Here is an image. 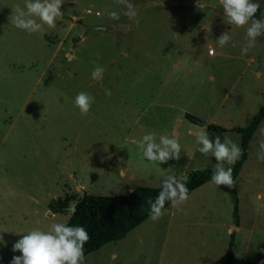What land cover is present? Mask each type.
I'll use <instances>...</instances> for the list:
<instances>
[{
	"label": "rangeland",
	"instance_id": "374dc122",
	"mask_svg": "<svg viewBox=\"0 0 264 264\" xmlns=\"http://www.w3.org/2000/svg\"><path fill=\"white\" fill-rule=\"evenodd\" d=\"M130 2L133 19L118 0H62L55 27L29 34L9 21L25 0H0V264L20 255L13 245L29 231L67 224L73 211L53 213V199L75 205L85 193L127 194L213 168L215 158L198 150L200 131L227 134L242 150L238 132L209 131L186 113L247 126L264 105V35L242 53L246 26L226 24L219 0ZM225 31L231 40L221 47ZM97 65L105 68L100 81L91 77ZM81 91L94 97L86 116L74 106ZM146 133L176 138L182 156L145 159L138 142ZM261 142L264 120L236 179L239 226L232 188L209 181L179 210L163 209L84 264H227L232 239L233 264H264Z\"/></svg>",
	"mask_w": 264,
	"mask_h": 264
},
{
	"label": "clouds",
	"instance_id": "9594fccd",
	"mask_svg": "<svg viewBox=\"0 0 264 264\" xmlns=\"http://www.w3.org/2000/svg\"><path fill=\"white\" fill-rule=\"evenodd\" d=\"M126 8L125 15L130 19L135 18L136 12L130 0H118ZM224 13V21L232 29L246 26V44L242 53L254 47L256 39L264 35V13L261 18H256L260 3L254 0H219ZM62 0H25L24 8L19 5L14 7L9 17L10 24L29 34L40 32L43 26L55 27L57 17L60 15ZM201 7V5H200ZM113 19H118L116 12H109ZM231 40L228 31H225L216 40L223 47ZM235 46V45H233ZM105 68L97 65L91 77L94 81L103 79ZM110 95V90H106ZM94 102V97L86 92H79L74 98V106L81 115H88ZM191 134V133H189ZM143 151V156L149 161L166 163L169 159L180 158L181 145L176 138L160 135L158 140L155 133H146L138 142ZM196 143L199 152L205 156L215 158L210 181L220 187L234 188L236 181L233 178L234 165L241 155L240 147L225 134L210 137L206 131L196 134ZM257 158L264 162V142L259 145ZM225 164L229 167L225 168ZM188 199V189L182 179L175 176L166 177L161 184L160 191L154 200L149 201V218L158 221L163 216L166 202L177 207ZM90 236L83 226H69L64 223H53L47 231L34 229L23 235L12 248L13 252L20 255L12 258L11 264H84V246Z\"/></svg>",
	"mask_w": 264,
	"mask_h": 264
},
{
	"label": "trees",
	"instance_id": "16d2710c",
	"mask_svg": "<svg viewBox=\"0 0 264 264\" xmlns=\"http://www.w3.org/2000/svg\"><path fill=\"white\" fill-rule=\"evenodd\" d=\"M264 13V6H260L256 18H261ZM186 118L194 123H201L199 117L192 113H186ZM264 120V105L255 114L252 121L245 127H235L227 129L216 123H209V131L227 132L235 131L241 135V155L233 168V178L236 181L244 163L249 157V148L251 140ZM213 168H197L189 172L182 179L188 189V195L198 187L210 181ZM161 187L140 185L127 194L120 195H99L85 193L75 204V210L72 212L66 225L83 226L89 236V241L84 246V256L99 250L105 244L125 238L132 230L142 224L149 218V201L154 200ZM234 199V215L239 226V198L236 184L232 188ZM67 196L64 199H53L50 208L53 213H67L70 210V200ZM171 205L166 202L164 209ZM234 237V233L232 234ZM234 239L231 240L227 264H233L232 248Z\"/></svg>",
	"mask_w": 264,
	"mask_h": 264
},
{
	"label": "crops",
	"instance_id": "0c3cea01",
	"mask_svg": "<svg viewBox=\"0 0 264 264\" xmlns=\"http://www.w3.org/2000/svg\"><path fill=\"white\" fill-rule=\"evenodd\" d=\"M251 60L256 61L255 57H251ZM259 74H261V72H259ZM205 128H207V126H205ZM207 130H208V128H207ZM181 156H182V154L180 153V157H181ZM121 175L124 176V175H125V171H121ZM80 185H81V184H80ZM198 188H199V187H198ZM193 191H194V190H193ZM193 191H192V192H193ZM192 192H191V193H192ZM191 193H190V194H191ZM190 194H189V195H190ZM171 205H172V204H171ZM171 205H170V206H171ZM170 206H169L168 208L165 209L166 212H169V211H170Z\"/></svg>",
	"mask_w": 264,
	"mask_h": 264
},
{
	"label": "water",
	"instance_id": "95a60500",
	"mask_svg": "<svg viewBox=\"0 0 264 264\" xmlns=\"http://www.w3.org/2000/svg\"><path fill=\"white\" fill-rule=\"evenodd\" d=\"M102 29H105V27H101ZM203 125H205V126H208L209 125V122H203ZM70 210L71 211H74L75 210V205H71L70 206Z\"/></svg>",
	"mask_w": 264,
	"mask_h": 264
},
{
	"label": "built area",
	"instance_id": "2783aa9c",
	"mask_svg": "<svg viewBox=\"0 0 264 264\" xmlns=\"http://www.w3.org/2000/svg\"><path fill=\"white\" fill-rule=\"evenodd\" d=\"M213 52H214V50H213V49H211V50H210V53H213Z\"/></svg>",
	"mask_w": 264,
	"mask_h": 264
}]
</instances>
